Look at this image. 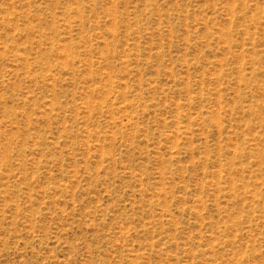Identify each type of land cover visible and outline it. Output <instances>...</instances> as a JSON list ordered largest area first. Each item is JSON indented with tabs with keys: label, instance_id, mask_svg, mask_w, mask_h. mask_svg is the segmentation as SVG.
Wrapping results in <instances>:
<instances>
[{
	"label": "rangeland",
	"instance_id": "rangeland-1",
	"mask_svg": "<svg viewBox=\"0 0 264 264\" xmlns=\"http://www.w3.org/2000/svg\"><path fill=\"white\" fill-rule=\"evenodd\" d=\"M0 264H264V0H0Z\"/></svg>",
	"mask_w": 264,
	"mask_h": 264
}]
</instances>
